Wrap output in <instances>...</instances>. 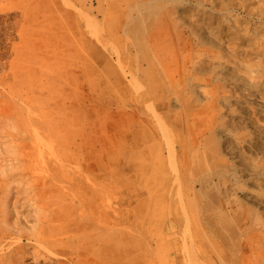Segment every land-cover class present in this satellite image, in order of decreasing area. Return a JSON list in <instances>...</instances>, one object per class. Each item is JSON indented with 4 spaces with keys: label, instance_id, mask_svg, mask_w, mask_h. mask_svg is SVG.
<instances>
[{
    "label": "rangeland",
    "instance_id": "374dc122",
    "mask_svg": "<svg viewBox=\"0 0 264 264\" xmlns=\"http://www.w3.org/2000/svg\"><path fill=\"white\" fill-rule=\"evenodd\" d=\"M0 264H264V0H0Z\"/></svg>",
    "mask_w": 264,
    "mask_h": 264
},
{
    "label": "bare ground",
    "instance_id": "6f19581e",
    "mask_svg": "<svg viewBox=\"0 0 264 264\" xmlns=\"http://www.w3.org/2000/svg\"><path fill=\"white\" fill-rule=\"evenodd\" d=\"M262 248H263V247H262ZM259 249H260V248H259ZM252 251H253V250H252ZM257 251H258V250H257ZM261 252H262V251H261ZM258 253H259V252H258ZM259 254H260V253H259ZM259 254H258V255H259ZM250 255H251V254H250ZM247 259H248V258H247Z\"/></svg>",
    "mask_w": 264,
    "mask_h": 264
}]
</instances>
